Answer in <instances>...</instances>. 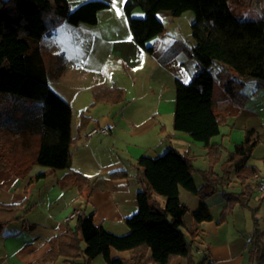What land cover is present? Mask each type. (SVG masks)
<instances>
[{"label": "trees", "instance_id": "obj_1", "mask_svg": "<svg viewBox=\"0 0 264 264\" xmlns=\"http://www.w3.org/2000/svg\"><path fill=\"white\" fill-rule=\"evenodd\" d=\"M231 1L125 0L123 5L132 40L149 54L155 50L151 40L165 30L158 16L160 10H167L174 17L186 11L193 13L191 55L196 60L197 70L187 82L175 80L173 128L187 132L207 149L209 168L199 170L203 184L195 183L193 156L189 153L168 147L156 156L141 155L135 164V178L141 184L137 192L138 209L125 219L128 232H110L94 222L93 212H81L75 225L54 236L42 257L29 264L54 262L61 257L71 259L68 264H91L98 255L107 264H146L147 261L170 264L176 257L185 258L186 264H211L207 257L198 261L194 258L198 232L197 228L187 227L185 217L190 209L180 199L181 187L198 198V205L191 212L195 223L213 219L207 199L214 193L225 199L222 214L229 213L236 204L247 208L254 226L248 242V264H264V234L259 228L258 207L250 205L255 187L253 175L259 169L248 162L262 133L246 128L244 140L235 144L221 163L222 172L215 170V164L222 159V149L221 143L213 142L212 138L220 133L226 117L215 105L212 67L217 65L216 76L221 80L222 92L233 102L241 98V89L247 81L254 80L258 88H264V0H237L256 12L255 17L243 18L233 13ZM108 6L106 0H86L74 8L68 0H0V173L22 171L15 146L6 147L3 141L7 134L3 127L11 128V120L5 118L2 108L15 100L35 103L30 113L27 111L30 117L14 124L22 135V139L17 140L22 150L29 149L35 142L34 163L49 170L70 169L71 144L87 128L91 117L86 114L87 110L81 111L73 137L72 108L50 87L49 72L36 44L61 21L72 25L95 24L98 11ZM137 6L144 11L141 17L132 14ZM123 99L124 91L120 86L97 87L92 90L91 105L114 104ZM232 172L243 184L241 191L226 189ZM47 175L48 170L38 171L28 182ZM71 175L79 188L89 187V198L94 190L90 178L73 170ZM109 177L130 176L120 169L111 171ZM262 199L264 193L259 196V200ZM25 205V199L11 203L0 200V233L7 224L22 217ZM111 248L130 250L131 255L113 257ZM148 251L151 255L145 259ZM79 256L84 259L73 260Z\"/></svg>", "mask_w": 264, "mask_h": 264}, {"label": "crops", "instance_id": "obj_2", "mask_svg": "<svg viewBox=\"0 0 264 264\" xmlns=\"http://www.w3.org/2000/svg\"><path fill=\"white\" fill-rule=\"evenodd\" d=\"M84 1L86 0H68L71 8ZM106 1L109 3L108 7L113 8L112 0ZM124 2L125 0H116V7L122 9L123 15ZM50 33H46L39 42L45 37L51 42L54 30ZM100 40L101 38L96 35L95 43ZM163 40V32L151 40L155 46L159 45L151 53L156 61L147 67L144 64L146 59L144 50L133 40L124 41L119 37L115 41L116 44H125L126 48L130 47L131 50L127 52L124 51L126 48H123L121 52L124 79L118 80L115 73L111 72L95 83L92 89L120 86L124 91V99L114 104L107 102L92 104L91 121L71 144L70 169L49 170L44 166L41 170H48V175L30 182L28 178L38 172L34 171L33 161L27 169L20 168L21 172L0 173V200L5 203L26 200L22 217L7 224L0 233V264H29L41 258L49 248L51 239L67 227H73L81 212H93L94 222L102 224L110 232L116 234L128 232L129 227L125 219L137 211V192L141 188V184L135 178L136 161L141 155H149L151 151L158 150L163 144L166 131L169 138L165 150L173 147L192 156L203 153L202 142L194 140L187 132L173 128L175 80L189 81L197 70L196 60L186 66V62L181 58L176 59L177 54L166 56L168 49L160 46ZM47 47L49 49V45ZM87 55L90 56L91 53ZM50 87L71 106L72 101L65 98L51 84ZM215 105L232 122L227 125L225 132L220 129L218 136L212 138L213 142L223 144L222 161L235 144L244 140L245 129L255 128L262 133V138L248 162L264 174V88H258L254 80L247 81L241 89V98L233 102L223 94L221 84V93L217 99L215 98ZM93 109L96 113H92ZM165 117L168 120L172 118V122L168 121L169 125L165 122ZM78 123L79 120L76 125ZM95 125L108 127L109 133H97L86 142V131ZM71 134L73 137L76 135V132H73L72 121ZM18 158L20 157L16 155V159ZM120 169L126 170L130 177L114 179L109 177L111 171ZM71 170L90 178L94 190L89 198H87L89 187L79 188L73 181ZM217 171L222 172L221 164ZM242 188L243 184L232 172L226 189L241 191ZM259 196L260 194H255L253 188L250 205L258 207L259 228L264 234V199L259 200ZM180 199L189 206L191 215L198 205L197 196L181 187ZM207 202L213 216L212 220L195 223L190 216L191 219L187 223L185 219L187 227L197 228L198 232L194 242V258L200 260L196 258L195 252H198L207 257L211 264H248V242L254 228L250 211L236 204L229 213L222 214L225 199L219 193L212 194ZM246 210L249 211L248 217L251 222V227L247 230ZM75 211L77 214L70 217ZM130 255V250L111 248L113 257L129 258ZM150 255L148 251L145 259ZM82 259L84 257L79 256L73 260ZM70 260L61 257L57 261H48L44 264H68ZM91 264L107 263L98 255ZM146 264L155 263L147 261ZM170 264H186V260L176 257Z\"/></svg>", "mask_w": 264, "mask_h": 264}, {"label": "rangeland", "instance_id": "obj_3", "mask_svg": "<svg viewBox=\"0 0 264 264\" xmlns=\"http://www.w3.org/2000/svg\"><path fill=\"white\" fill-rule=\"evenodd\" d=\"M230 8L237 17L243 18L249 15H251L250 17H255L254 15L256 12H254V9L250 11V8L247 9V7H244L243 3L240 1L232 0ZM120 10L122 11V9ZM168 12L167 10H160L159 12V16L165 25V30L163 31L164 40L161 41L160 46L168 49V55L166 56L171 57L173 54H177L176 59L181 58L186 62V66H189L190 63L192 64L195 60L191 55V47L194 40L191 34L190 24L194 18L193 13L191 11H186L181 16L174 17ZM133 14L134 16L141 17L144 15V11L141 6H137L133 9ZM53 30L54 33L51 42L45 37L44 40L38 42L36 45L40 47L44 64L49 72L50 84L59 91V93L63 94L65 98L69 99L70 102L72 101V127L73 132H76L75 125L76 122L80 120L81 111L87 110L86 114L92 117L90 115V107L92 106L93 85L101 81L105 77L104 75H109L111 72L115 73V77H117L118 80L124 79L122 76L123 61L121 52L122 49L127 46L123 43L116 44L115 41L118 40L119 37L124 41L132 40V38L126 16L122 13L117 15L116 10L109 7L99 10L98 20L95 24L80 23L79 25H71L66 21H61L57 23L54 28L49 30V34H51L50 32ZM96 35L101 38L98 43H95ZM93 40L94 42L92 43ZM48 45L49 49H47ZM158 45L159 44L155 47L157 48ZM124 51L131 52L130 47L126 48ZM87 53H91V55L89 56ZM144 53L146 54V59L145 61L143 60L144 64H146V67L152 66L153 62L156 60L151 54L145 51ZM166 56H164V58H166ZM216 72L217 65H214L212 67V74L215 78V98L217 99L221 93V80L216 76ZM34 106L35 103L32 101L15 100L7 102L2 108V111L5 113V118L11 120V128L8 126V128L3 127L5 131L7 130V134H5L3 141L6 147L8 146L11 148L15 146L14 151L18 154L17 157H20L18 161L23 169L33 161L36 143L34 142L33 146L29 149H25V151L22 150V146L18 144L19 139H22V135L19 133L18 129L14 127V124L21 122L26 117L29 118L30 116L27 113H30V109ZM92 113H96L94 109ZM168 121L172 122V118L168 120V118L165 117V122L169 125ZM231 123L232 122L226 117L220 129H223L225 132L227 130V125ZM171 128L172 125L170 126V131L172 130ZM162 131L164 132L165 128ZM164 135L165 139L163 144L158 147V150L151 151L149 155L156 156L165 151L169 138L167 131ZM219 138H221V135H219ZM221 149L223 155V144H221ZM222 162L221 159L218 164H215L216 171ZM34 164V171H39L44 168L43 165ZM192 164L195 168L193 171L194 180L198 186L202 185L204 180L199 170H206L210 165L209 154L205 147L201 155L193 156ZM252 204L254 205V202ZM246 214L247 219L245 228L247 230L251 227V222L248 217L250 215L248 210H246ZM190 216V212L187 213L185 218L187 223H189L191 219ZM195 254L196 258H203L202 254L198 252H195Z\"/></svg>", "mask_w": 264, "mask_h": 264}, {"label": "built area", "instance_id": "obj_4", "mask_svg": "<svg viewBox=\"0 0 264 264\" xmlns=\"http://www.w3.org/2000/svg\"><path fill=\"white\" fill-rule=\"evenodd\" d=\"M97 133H102V134H108L109 133V128L105 126H99L95 125L92 128L88 129L86 131V142L89 141L90 137L97 134ZM253 178L255 180V187H254V192L255 194H263L264 193V174L260 172H256L253 175ZM77 214V211L73 212L70 217H74Z\"/></svg>", "mask_w": 264, "mask_h": 264}, {"label": "snow or ice", "instance_id": "obj_5", "mask_svg": "<svg viewBox=\"0 0 264 264\" xmlns=\"http://www.w3.org/2000/svg\"><path fill=\"white\" fill-rule=\"evenodd\" d=\"M112 7L116 10L117 15L121 14V10L116 7V0H112Z\"/></svg>", "mask_w": 264, "mask_h": 264}]
</instances>
